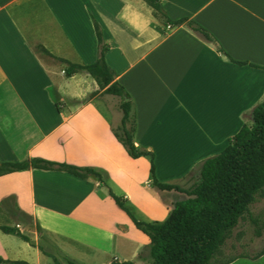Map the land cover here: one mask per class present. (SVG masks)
I'll list each match as a JSON object with an SVG mask.
<instances>
[{
	"label": "crops",
	"instance_id": "obj_1",
	"mask_svg": "<svg viewBox=\"0 0 264 264\" xmlns=\"http://www.w3.org/2000/svg\"><path fill=\"white\" fill-rule=\"evenodd\" d=\"M160 3L168 20H190L210 41L185 24L166 30L142 0H0V163L93 168L137 220H165L186 196L147 185L148 159L126 155L79 68L96 59L92 20L133 105L134 145L153 154L156 180L183 188L264 100V71L251 67H264V0ZM0 227L12 230H0V264H152L148 238L92 176L0 175Z\"/></svg>",
	"mask_w": 264,
	"mask_h": 264
},
{
	"label": "trees",
	"instance_id": "obj_2",
	"mask_svg": "<svg viewBox=\"0 0 264 264\" xmlns=\"http://www.w3.org/2000/svg\"><path fill=\"white\" fill-rule=\"evenodd\" d=\"M142 1L150 7L152 16L161 19L164 25L185 24L205 40L210 41L207 32L194 22L187 19L174 22L168 20L160 0ZM92 28L97 42L96 59L92 64L79 68L87 72L94 81L97 91L119 99L120 119L118 128L111 129L112 135L129 158L148 159L149 187L160 191L181 192L186 198L173 203L163 222L147 223L137 220L126 207L125 198L114 195L106 186L104 174L90 167H76L32 158L20 163H0V175L35 168L63 171L80 179L92 176L100 186L106 188L107 195L116 207L124 212L132 225L148 238L152 264H210L222 244L224 235L244 214L248 213V207L255 198L264 194V100L251 110L249 126L243 125L228 139L226 147L196 166L197 182L191 188H180L172 183L159 182L154 177L153 154L133 143L135 129L133 105L126 92L115 81L114 73L105 63L104 53L109 46L103 41L100 28L93 20ZM216 52L222 53L218 47ZM234 63L243 65L240 62ZM251 67L264 71V67L254 65ZM64 72L70 76L75 70L66 69ZM251 222L255 227L254 235L258 237L260 230L264 228V222L258 224L254 219ZM0 230L4 233L12 232L7 227H0Z\"/></svg>",
	"mask_w": 264,
	"mask_h": 264
},
{
	"label": "rangeland",
	"instance_id": "obj_3",
	"mask_svg": "<svg viewBox=\"0 0 264 264\" xmlns=\"http://www.w3.org/2000/svg\"><path fill=\"white\" fill-rule=\"evenodd\" d=\"M38 57L45 64H49V59L41 53H38ZM97 92L99 91L94 94ZM93 100L116 130L120 119L119 99L100 93ZM196 171L197 169H194L185 179L183 184L185 188H191L197 182ZM252 219L257 220L258 224L264 222V194L255 198L248 207V213L224 235L222 244L210 264H264V228L260 230L258 237L255 236Z\"/></svg>",
	"mask_w": 264,
	"mask_h": 264
},
{
	"label": "built area",
	"instance_id": "obj_4",
	"mask_svg": "<svg viewBox=\"0 0 264 264\" xmlns=\"http://www.w3.org/2000/svg\"><path fill=\"white\" fill-rule=\"evenodd\" d=\"M165 29H166V30H169V29H170V26H168V25L165 26Z\"/></svg>",
	"mask_w": 264,
	"mask_h": 264
}]
</instances>
